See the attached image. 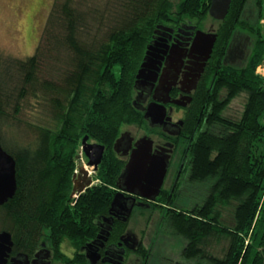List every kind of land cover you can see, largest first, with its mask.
Instances as JSON below:
<instances>
[{"label": "trees", "instance_id": "16d2710c", "mask_svg": "<svg viewBox=\"0 0 264 264\" xmlns=\"http://www.w3.org/2000/svg\"><path fill=\"white\" fill-rule=\"evenodd\" d=\"M245 3L231 0L218 23L206 66L210 75L182 117L179 146L192 157V179L204 194L199 206L183 207L162 220L185 239V259L208 264H264V80L255 72L264 58V0H255L253 23L241 17ZM113 6V21L102 36L82 41V11L73 0H53L33 54L16 58L0 52V144L15 160L16 177L14 195L0 205V231H8L14 243L45 239L57 246L62 241L78 245L94 236L96 219L90 213L108 204L113 192L107 188L124 164L113 148L116 137L125 125L147 124L134 104L136 74L147 46L161 25L202 28L210 0H114ZM236 32L252 37L248 57L238 66L222 61ZM62 50L59 82L38 79L45 53L48 59ZM28 92L46 100L54 121L25 122L36 136L32 144L5 134L20 126L17 114ZM241 93L245 102L239 117L225 116V107ZM85 135L105 150L95 175L99 182L74 200L72 175ZM227 206L232 207L230 226L220 220ZM213 237L227 240L220 256L205 253Z\"/></svg>", "mask_w": 264, "mask_h": 264}, {"label": "flooded vegetation", "instance_id": "af4514ba", "mask_svg": "<svg viewBox=\"0 0 264 264\" xmlns=\"http://www.w3.org/2000/svg\"><path fill=\"white\" fill-rule=\"evenodd\" d=\"M209 16L217 26L220 21L225 19V17L216 19L210 14ZM241 17L244 19L243 12ZM189 26L194 28L191 29ZM217 26L214 27L211 22L209 28L204 29L203 26L197 28L195 25L188 24L183 25V28H172L170 33L164 35L156 33L152 38L150 43H157V45L154 44L157 50L153 51L157 57L150 56L147 71L135 85L134 104L143 114L149 103L163 104L166 108V115L170 119L161 126H151L146 120L152 129H156V132L151 133L153 137L143 134L134 138L125 130L121 129L119 132L113 148L116 156L122 159L124 164L114 184L107 188L113 192L108 204L105 208L104 206L96 207V210L90 213L96 219L94 236H89L78 245L62 241L57 246L45 239H38L30 244L13 242L5 257V264H149L153 248L160 238L158 228L162 225L163 218L170 214L173 215L174 212L182 211L183 207L191 210L193 207L199 206L200 194H204V190L202 191L196 181L192 179V157L184 152L183 147L179 146L184 141L181 136L183 122L181 124L178 122L182 121L184 111L192 102L195 92L200 84L202 85L207 80L211 72V68L206 70L211 53L203 61L202 53L189 50L195 31L200 29L214 32L217 35ZM242 36L244 37L242 38ZM171 46L178 49V53L181 54V61L178 62L176 69L175 61L172 60L175 56L170 51ZM251 46L252 37L249 34L236 32L230 38L222 61L231 65L245 62ZM202 62L204 65L199 70ZM219 95L224 97L225 92L221 91ZM185 97H190L186 105L173 102L175 99L186 101ZM205 118L208 119L209 116L205 115ZM142 137L151 139L152 154L167 152L169 155V165L163 183L154 199L125 190V180L119 178L136 141ZM87 141L89 140L87 139ZM89 143L91 142L89 141ZM101 162L93 170L94 175H91V183L76 198L73 197L74 200L80 195L83 196L99 182L95 175ZM116 193H119V196L112 207ZM185 200L189 202L187 207L182 203ZM198 209L201 210V207ZM127 210L129 211L128 215L125 213ZM154 219L157 221L153 227Z\"/></svg>", "mask_w": 264, "mask_h": 264}, {"label": "rangeland", "instance_id": "374dc122", "mask_svg": "<svg viewBox=\"0 0 264 264\" xmlns=\"http://www.w3.org/2000/svg\"><path fill=\"white\" fill-rule=\"evenodd\" d=\"M113 1L73 0V4L84 14L85 26H81V32L78 37L80 40L88 41L97 38V36H102V33L109 28L113 21V9L115 7L113 6ZM172 1L176 2L177 0ZM52 2L53 0H0V52L16 58H25L33 54L41 42L43 28L50 13ZM243 17L251 23L255 21L257 8L254 5V0H247ZM211 22L214 27L217 26L216 22L210 16H207L203 23V28L208 29ZM260 24L264 33V11ZM45 54L38 72V79L43 78L58 83L63 68L62 60L64 52L63 50L58 52L52 51L48 59H46L48 52ZM243 64L244 62H240L238 65ZM22 102V110L17 114L21 121L20 126H11L6 130L5 134L9 139H14L24 144H32L36 136L30 129L26 128L25 122L52 125L54 121L50 110L46 107V100L40 94L35 96L28 92ZM244 102L245 94L241 93L230 101L223 110V114L229 118H238ZM122 130H125L134 138L140 137L143 134L153 137L151 133L156 132V129H152L148 124L144 126L125 125L122 127ZM89 141L91 143L95 142L94 140ZM78 154V158L76 157L75 159L76 168L74 171H78V165H83L91 172V175H94V169L87 164V158L82 151L81 144L77 149ZM182 203L186 207L189 204L187 200ZM220 220L226 225H232L231 206L221 209ZM156 221L157 219L153 220V227ZM158 229L160 238H158L156 246L153 248V255L149 258V264H208L206 259H185L181 253L186 243L185 239L172 233L165 221L162 222V225ZM226 245L227 240L224 237L207 239L205 253L207 255L220 256L223 254Z\"/></svg>", "mask_w": 264, "mask_h": 264}, {"label": "water", "instance_id": "95a60500", "mask_svg": "<svg viewBox=\"0 0 264 264\" xmlns=\"http://www.w3.org/2000/svg\"><path fill=\"white\" fill-rule=\"evenodd\" d=\"M229 4L230 0H211L208 13L216 19H223L228 11ZM189 28L193 29L194 27L189 26ZM171 31L172 28L161 25L156 33L164 35L165 33L167 34ZM159 39H161V37H159ZM215 40L216 33L197 29L193 36L189 50L190 52L202 53L204 55L202 58L204 61L209 57ZM154 44L157 45V43L153 42L147 46L143 61L141 62V66L136 74L135 85H137L139 80L143 78V73L147 71L150 56L157 57L153 52L157 50ZM170 51L175 56L172 60L175 61L176 69L178 62L181 61V54L180 52L178 53V49H174L173 46L170 47ZM162 52L165 51L162 50ZM203 65L204 62L200 64L199 70L202 69ZM185 98L186 101L175 99L173 102L179 105H186V103L190 100V97ZM144 118L151 126L164 125L170 119V117L166 115L165 106L158 102H151L146 106ZM181 122L182 121H179L178 124H181ZM87 139V135L82 138L81 148L84 155L88 159L87 164L92 166L95 170L103 157L104 146L97 142L89 143L87 142ZM151 150L152 141L150 138L142 137L136 141L119 178L125 180V190L140 194L149 199H154V197L159 193L160 187L163 183V179L169 165V155L167 152L152 154ZM78 156L79 154L77 155V158ZM91 181L92 176L90 171L83 165H78V172H74L72 175V189L70 196L76 198L79 193L84 191L85 187H87ZM15 190V160L2 148L0 144V205L11 198L14 195ZM118 196L119 193L114 195L112 207L117 201ZM128 212V210L125 212L126 215H128ZM12 243L11 234L5 230L0 231V264H5V257L10 250Z\"/></svg>", "mask_w": 264, "mask_h": 264}, {"label": "built area", "instance_id": "2783aa9c", "mask_svg": "<svg viewBox=\"0 0 264 264\" xmlns=\"http://www.w3.org/2000/svg\"><path fill=\"white\" fill-rule=\"evenodd\" d=\"M255 72L262 76L264 80V58L261 60V62L256 66ZM74 172H78L77 170Z\"/></svg>", "mask_w": 264, "mask_h": 264}]
</instances>
